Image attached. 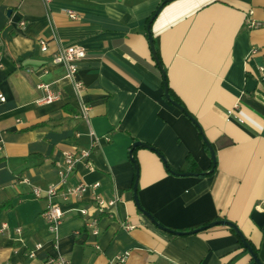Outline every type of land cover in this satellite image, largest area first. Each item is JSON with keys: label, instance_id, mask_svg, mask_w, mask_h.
<instances>
[{"label": "crops", "instance_id": "0c3cea01", "mask_svg": "<svg viewBox=\"0 0 264 264\" xmlns=\"http://www.w3.org/2000/svg\"><path fill=\"white\" fill-rule=\"evenodd\" d=\"M165 1L0 0V264H46L61 255L69 264H113L124 254L125 264H256L228 227L175 236L138 210L130 156L136 143L155 150L135 148L133 159L140 205L163 228L190 232L229 221L264 264V226L252 219L264 213V0L165 4L151 26L164 79L148 21ZM248 19L260 26L251 28ZM69 46L86 51L78 67L93 146L79 118L81 98L65 67L53 63ZM249 77L257 81L253 92ZM45 83L61 94L58 102L37 103ZM165 85L200 129L168 102ZM203 136L216 154L212 175H173L168 168L182 170L189 157L203 174L211 170ZM75 149H92V169L77 164L68 186L100 184L98 194L119 200L112 215L100 217L97 236L77 212L94 211L91 192L71 202L56 198L67 211L56 233L42 218L47 200L33 194L35 186L59 183L55 164Z\"/></svg>", "mask_w": 264, "mask_h": 264}, {"label": "built area", "instance_id": "2783aa9c", "mask_svg": "<svg viewBox=\"0 0 264 264\" xmlns=\"http://www.w3.org/2000/svg\"><path fill=\"white\" fill-rule=\"evenodd\" d=\"M46 5H48L52 0H41ZM68 15L72 19H76V15L73 12H68ZM247 24L251 28H257L260 26L254 19H248ZM22 27L26 26V22H21ZM39 45L41 52H48V44L45 40H40ZM255 53V51L253 52ZM86 57L85 49L78 46L64 47L58 50L53 55V63L55 65H62L66 69V78L70 81L76 95L81 98V108L79 118L86 124L88 128V136L92 141V146L94 145L95 136L91 128L90 123V107L82 102V95L85 90V85L79 78V63ZM260 72L264 77V65L259 68ZM39 90L44 92V96L41 97L37 103L39 105H51L58 102L61 99V94L59 92H54L49 84H40ZM6 98L0 95V102L4 103ZM2 152V147H0V153ZM92 149H75L73 152L65 153L63 161H57L56 167L58 169L60 181L56 185H49L48 188L42 189L39 187L33 188V194L36 199L44 198L48 202L46 210L42 214L44 223H46L49 231L51 233H56L59 226L66 217L67 211H65L61 204L56 201L59 196L63 202H71L72 200L80 199L87 192H91L94 196L93 204L94 211L91 212L86 208H79L77 212L85 218V226L89 228L93 235L97 236L99 234V219L105 215H112L115 209V205L118 203V199H105L103 196L97 193L100 188V184L87 185L84 183H79L74 186H68V179L75 174L77 164H86L89 169H92L91 165ZM125 230L130 231L133 229L131 226H124ZM8 229V225L4 224L1 232ZM17 234H21V229H16ZM42 246L38 244L36 249H40ZM35 253L32 252L30 257L33 258ZM128 259V254L123 256H118L113 262V264H125ZM70 261L64 256H56L49 258L46 264H69ZM7 264V263H4Z\"/></svg>", "mask_w": 264, "mask_h": 264}, {"label": "water", "instance_id": "95a60500", "mask_svg": "<svg viewBox=\"0 0 264 264\" xmlns=\"http://www.w3.org/2000/svg\"><path fill=\"white\" fill-rule=\"evenodd\" d=\"M171 1L172 0H166L164 2V4L158 10V12L155 14V16H153L151 18V20L149 21L150 23L148 25V34H149L148 36H149L151 50H152L153 56L155 58L156 64L158 65L159 69L161 70V73H162V76H163L164 79H165V76L166 75H165V71L163 70V68L161 66V63H160V61L158 59V55H157V50L155 48L154 39H153V36L151 34V26H152V24H153V22H154V20H155V18L157 16V14L162 9V7L165 4H167V3L171 2ZM256 87H257V81L255 79H253L252 77H249V79H248V85L246 87L247 88V91L248 92H253V91H255ZM165 98L168 100V102H170L172 105H174L175 107H177L181 112L185 113L187 115V117L189 118V120H191V122H193L199 128L196 120L191 115H189L181 105H178L175 101L172 100V98H171V96L169 94V89H168V87L166 85H165ZM203 141L205 143V146H207V148L209 149V152L211 154V160L213 162V166H212L211 170L208 173H205L206 175H209V174H211V173H213L215 171L216 164H217V161H216L217 159H216V154H215V151H214L213 146H211V143L204 136H203ZM138 147L147 148V149L152 150V151H155V150H153L152 148H150L149 146H147L145 144L136 143V144H134V146H133V148L131 150V153H130L132 163L135 164V169H136V176L135 177H137V180H136L135 185H134V200H135V205L137 206L138 210L148 220L150 219V222L152 224H154L157 228H159L163 232H166V233H169V234H172V235H175V236L194 235V234H198V233L207 231L208 229H212V228H215V227H218V226L219 227L220 226L228 227L240 239V241H241L240 243L243 244L244 248L248 251V253L252 257V259L254 260V262L256 264H262V262L260 261L258 255L255 253L253 247L250 245V243L248 242V240L246 239V237L244 236V234L242 233V231L240 229H238L239 227L237 225L229 222V221L219 220V221L211 222L206 227L204 226V227H201V228L192 230L190 232H178V231H175V230H172V229H169V228H165V227L163 228V226L161 224H159L157 222V220L149 212H147L146 210H144L142 208V206L140 205V202H139L138 191H137L138 190L139 168H138V165L135 163V160L133 159V153L135 151V148H138ZM160 157L163 160L162 162H164L165 161L164 158L162 156H160ZM171 173L173 175H175V176H181V177L197 176L196 174H192V173H175V172H171ZM252 219L254 220V222L256 223V225L259 228H262L264 226V213L254 212V214L252 216Z\"/></svg>", "mask_w": 264, "mask_h": 264}, {"label": "trees", "instance_id": "16d2710c", "mask_svg": "<svg viewBox=\"0 0 264 264\" xmlns=\"http://www.w3.org/2000/svg\"><path fill=\"white\" fill-rule=\"evenodd\" d=\"M155 16V15H154ZM151 20V19H150ZM149 22V21H148ZM157 55H158V50H157ZM172 98V100L173 101H175L178 105L180 104V101L178 100V99H176V98H174L173 96L171 97ZM206 147V146H205ZM207 148V147H206ZM169 169V171L170 172H175V173H192V174H196V175H198V176H210V175H212V173L211 174H209V175H206L205 173L203 174V172H201V170L199 169V167L195 164V162L189 157V159H187V161H186V163H185V167L182 169V170H180V171H175V170H173V169H171V168H168ZM135 182H136V179H135ZM134 185H135V183H134ZM5 209V206L4 205H2V206H0V213L3 211ZM216 221H219V219H217ZM211 222H208V223H205V224H202V225H199V226H196V227H194V228H192V230H195V229H198V228H201V227H206L208 224H210ZM191 230V231H192ZM234 235H235V233L232 231V230H230ZM236 236V235H235ZM237 237V236H236ZM238 238V237H237ZM238 240H239V243L241 242L240 241V239L238 238ZM242 246H243V244L242 243H240ZM250 245L253 247V249H254V251H255V253L258 255V251L256 250V248L250 243ZM244 247V246H243Z\"/></svg>", "mask_w": 264, "mask_h": 264}]
</instances>
